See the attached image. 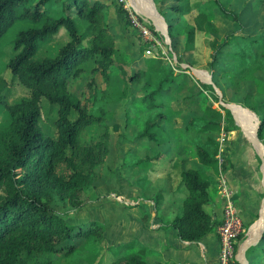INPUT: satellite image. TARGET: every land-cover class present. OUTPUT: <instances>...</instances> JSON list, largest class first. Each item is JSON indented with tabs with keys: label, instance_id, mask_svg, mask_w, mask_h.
I'll list each match as a JSON object with an SVG mask.
<instances>
[{
	"label": "trees",
	"instance_id": "1",
	"mask_svg": "<svg viewBox=\"0 0 264 264\" xmlns=\"http://www.w3.org/2000/svg\"><path fill=\"white\" fill-rule=\"evenodd\" d=\"M164 1L166 6H160L159 1L157 9L167 21L171 46H174L177 40L175 21L201 3L198 0ZM212 1L221 17L241 24L239 13L227 5V0ZM57 2L0 0V41L15 22H22L21 29L11 41L13 54L6 62L0 60V111L10 117L7 124H0V264H57L59 258L77 250L80 240L103 238L102 225L97 221L91 220L85 225L68 223L51 202L58 197L63 202L80 206L83 203L82 192L99 175V167L109 152L111 132L106 120L107 91L97 86L94 76L100 74L104 84L109 85L116 39L104 21L108 4L103 0H62L63 13L53 16ZM167 10L174 15L171 19L166 18ZM119 11L125 15V23L131 24L122 3ZM147 25L155 32L151 22ZM61 29L67 40L53 54L39 53L40 48L55 39ZM217 29L215 22L205 12L199 11L194 22L185 28V47H191L196 30ZM209 45L212 51L207 64L211 68L219 54L231 48L243 61L255 54L249 44L242 49L233 48L235 42L232 34L228 33L219 43L211 41ZM2 55L0 51V57ZM261 55L264 56V52ZM143 62L145 68L129 78L139 80L147 70L159 77L155 88L140 98L147 108L158 110L144 120L138 137L161 142L168 137L163 125L166 114L162 110L169 104L167 85L174 74L187 72L181 67L179 71L174 70L158 50H154L151 56H145ZM258 65L260 68L264 66V58L258 60ZM5 69L28 88L27 96L13 102L7 100L4 94L7 82L1 73ZM84 70L91 75L87 82L90 95L86 103L68 87L70 78L77 77ZM193 80L200 86V92L212 89L210 84ZM206 97L203 100L205 109L210 112L212 103ZM216 99L213 94V100ZM43 103L46 111L52 114L54 133L47 132L41 124ZM255 111L260 116L257 134L262 138L264 100L257 103ZM194 119L204 118L198 116ZM215 126H219V122L207 120L199 129L208 131ZM225 129L229 128L225 126ZM87 130L92 131L85 136ZM195 153L202 165L210 167L214 173L218 171V141L214 137L208 136L196 144ZM181 176L187 194L181 213L170 224L176 228L180 239L195 241L217 224L203 208L210 199L208 186L214 175L197 166L182 170ZM262 236L264 239V234ZM135 243L131 241L115 247L114 259L109 264H163L149 263L146 256L150 250ZM259 256L261 254L253 256L248 264H264Z\"/></svg>",
	"mask_w": 264,
	"mask_h": 264
},
{
	"label": "rangeland",
	"instance_id": "2",
	"mask_svg": "<svg viewBox=\"0 0 264 264\" xmlns=\"http://www.w3.org/2000/svg\"><path fill=\"white\" fill-rule=\"evenodd\" d=\"M103 1L110 6V9L108 8V12L104 17V21L117 36L115 59L110 67L109 85L104 84L100 74L97 73L94 76V81L97 86L107 91V94H105L106 120L111 132L109 152L104 163L99 167V175L93 181L94 184L92 183L82 192L83 203L80 206H73L63 202L58 197L53 198L51 204L68 223L85 225L88 221L94 219L106 225L110 224L117 229L121 227L122 230H126L129 226L132 231H135L138 227L136 219H139L138 216L143 213L144 207L142 204L129 206L124 203V200L136 199L137 194L141 193V190L144 193L148 187L156 188L158 193L163 195V197H171L174 186L167 185L163 187V184L158 183V181L150 183L146 177L149 172L152 171L151 174H154L163 167L162 164L167 162L165 161L166 154H164L158 159L159 163H154L153 160V162L145 166L144 164L148 161L145 157L156 154L164 145L160 144L156 146L154 145L156 143L146 138H138V133L142 129L144 120L158 110L147 108L145 103L140 102V98L143 94L155 88L157 78L159 77H155L154 73L152 75L149 74L147 70L145 73H142L139 80H130V75L145 68V65L139 64V62L145 56L153 55L154 50L150 54L145 52L147 43L132 24L125 23V15L124 13L120 14L119 6L122 3V7L128 13L138 16L145 24H148V22L153 24L156 32L154 33L161 41V47L155 50H158L163 57L169 59L174 53L179 62L182 60V63L189 65L188 68L191 66L201 70L198 73L202 77H207L203 72L209 75L210 71L207 65L212 51L209 42L219 43L224 34L228 33L232 34L233 43L235 42V47L233 48L242 49L245 44L252 45L253 48H256L254 57L250 63L242 64L241 68L243 69L240 74H233L229 78L223 76L218 77L220 79L218 88H213L210 84L212 86L210 92H206V90H201L200 92V86L195 84L193 80L196 78V74L194 75L190 68L186 74H174L175 80L168 92V100L170 102V113L168 111V114L170 119L164 121L166 132L170 138V143H167L168 147L166 148L168 150L177 148L181 156L186 157V164L184 166H196L198 165V160L196 157L193 160L195 146L205 141L208 136H212L218 139L219 142L221 140L222 143L228 144L233 139H240V142L243 143L247 136L250 142L255 144L257 149H262V146L255 136L254 127H256V121L260 120V116L256 114L255 108H257V103L253 100L261 101L264 96L261 94V96L256 95L252 97L253 91H255V84L249 78L248 73L252 67L256 70L253 75L261 83H264V66L260 68L258 65V60L264 58L261 55L264 52V0H227V5L239 12L240 25L221 17L212 0H198L200 3H204L190 13L178 17L177 22L175 21L177 40L174 47L171 48L172 50L169 49V43L166 41L167 39L164 34L146 14L147 5L152 10L159 6V1L160 6H166V1ZM201 10L208 14L218 29L216 31H197L193 48H184L183 36H185L186 24L192 22L193 17ZM62 13V0H58L52 15L59 16ZM173 16L170 11H166V18L171 19ZM157 22L162 27L159 20ZM21 23L20 21L15 22L8 29L3 40L0 41V51L3 52L0 60L3 62H6L9 56L13 54L11 41L16 32L21 29ZM66 40V34L61 29L55 39L40 48L39 53L53 54L56 48ZM228 55L237 57L231 48L227 53L219 55L218 59H216L215 66H229L228 64L230 63L227 60L229 58ZM220 71H223V69H217V75L219 74L221 76ZM1 73L7 82L4 94L8 101L13 102L29 94L28 88L22 85L17 78H14L8 69L1 71ZM90 77V73L84 70L77 77L70 78L68 82V87L71 92L79 96L83 103L88 101L87 98L90 95V89L87 86ZM212 80L213 78L211 77ZM213 94L217 96L216 100H213ZM249 94H251V97ZM206 96L209 97V103H212L210 112L204 110L203 100H206ZM157 98L159 99L158 96ZM220 101L230 105L232 104L231 108L233 112L230 108L222 109ZM198 116H202L204 119H194V117ZM51 118L52 114L46 111V105L43 103L41 124L47 132L54 133L55 129ZM9 120L8 113L0 111V124H7ZM207 120L217 121L219 122V126H215L208 131H200V125ZM225 126L229 128L227 131ZM91 131H85V136H88ZM153 164L155 165L152 167ZM148 165L149 168H147ZM182 165L179 163L180 169L183 168ZM204 168L208 172L213 173L210 167L204 166ZM131 185L133 187L136 186V191L134 192L137 194L133 195L128 192L129 190H133L130 188ZM115 193L122 195L125 199L123 198L124 200L119 201L114 196ZM145 198L143 194L142 199ZM263 234L260 232L255 241L254 246L257 249L253 256L261 254L259 257L264 262V253L262 252L264 249ZM93 238L90 240H80L77 250L68 256L59 258L57 264H109L114 259V255L110 249L111 247L109 249L105 248V241L102 237ZM254 246H252V249ZM146 260L149 263L152 262L149 258H146Z\"/></svg>",
	"mask_w": 264,
	"mask_h": 264
},
{
	"label": "crops",
	"instance_id": "3",
	"mask_svg": "<svg viewBox=\"0 0 264 264\" xmlns=\"http://www.w3.org/2000/svg\"><path fill=\"white\" fill-rule=\"evenodd\" d=\"M203 3H201L200 6ZM199 7H195L192 10L197 9ZM108 8L110 9V6H108ZM155 11L159 14V16L161 15L157 8L155 9ZM120 14L123 13L120 12ZM161 16L163 17V15ZM194 17H193V21L189 22L186 25L192 24L194 22ZM239 19H240V14H239ZM165 20L166 19L163 17V21L167 24V21ZM197 31L204 32L205 30H196L195 36ZM167 32H168V24H167ZM115 39L117 41L116 35H115ZM183 39H184L183 47L185 48L186 35L183 36ZM168 40H169L168 46L169 49H171L174 46H171L170 36ZM194 43H195V38L190 48H193ZM251 48L252 50L256 51L255 50L256 48L255 47L253 48L252 45ZM228 51L230 50L228 49L226 51L221 52L220 54L227 53ZM228 56L229 58H227V60L230 63L228 64L229 66L214 65L215 68L216 67L217 68L215 69L214 66L212 68L209 67L210 68L209 75L203 72L207 77H202L203 79L201 80L198 76H195L196 78L194 79H198L204 83L211 84L213 88H218L217 86H219L220 84V79L218 77L223 76L229 78L234 74L233 73L234 71H236V74H240L241 72L239 71L243 69L241 68L242 64L243 65L247 63L249 64L252 59L251 57L243 61L238 57L231 55ZM171 58L168 59L166 57L165 59L168 60V61L166 60L167 63L170 64L171 67L176 71L181 70L179 68L181 67L183 71H186L188 73L189 68L190 70L194 68L191 66L188 68L189 65L182 63L181 62L182 60L179 62L174 53ZM139 64L145 65L143 60H141ZM173 66L176 68H174ZM227 68L229 69L228 71L225 70ZM217 69H223V71H220L221 76L219 74L217 75ZM255 71L256 70L251 67L248 73V75L250 76L249 78L252 79L254 81L253 83L255 84V91H253L252 97H255L256 95L261 96V94L264 96V83H261L253 75ZM208 77L210 79V82L208 81ZM211 77L213 78L212 81H211ZM174 80L175 77H173V80L167 85L169 89L173 84ZM261 86L263 87L262 89ZM249 95L251 97V94ZM263 100L264 98L261 101ZM253 101L255 103L261 102L255 100ZM221 102L220 105L222 106V109L228 108L225 105H223ZM252 103H250V105H252ZM169 107L170 106L168 104L167 106L162 108V110L166 114L167 120L170 119V116L168 114V111L170 113ZM204 110L206 111L205 105H204ZM259 122L260 120L256 121L255 136L257 141L262 146L261 150L257 149L255 147V144H252L246 135H245L246 139H244L245 141L243 143L240 142V139H233V141L230 142V144L222 143L221 140L219 142V140L215 138L218 141V153L216 154L218 171L216 173L214 172L212 173L214 175V180L208 186L210 199L203 206L204 209L212 216V218L215 221H217V224L213 227L211 231L205 233L195 241H186L180 239L177 234L176 228L170 223L175 216L181 213L182 202L187 194V189L182 182L181 171L186 169L187 167H197V166L203 168L206 171L207 169H205L204 165H202L199 161H198V165L196 166H191V165L184 166V164H186V157L181 156V153H179L177 148H171L170 150L166 148L168 147L167 145L170 143L169 136L166 139L162 140L161 142H156L146 137H143L148 139L149 141H152L153 143H156L154 144L156 146H159L160 144L164 145L156 153L159 154L157 157L149 158L156 154L146 156L145 159H147L148 161L144 165L146 166L148 163L153 162V160L154 163L155 162L159 163L158 159L164 154H166L165 161H167L165 162V164H162L163 167L161 169L157 170V172H155L154 174L153 173L151 174L152 171L149 172V174L146 177L149 179L150 183L158 181V183L163 184V187L167 185H173L174 186L172 190L173 193L171 197H163V195L158 193V190L156 188L148 187L147 189H145L144 193L141 190V193L137 194L136 192H134L136 191L135 190L136 186L133 187V185H131L130 187L133 190L131 191L129 190L128 192L132 193L133 195L137 194L136 199L126 200L122 195L115 193L114 196L119 201L125 199L124 203L128 204L129 206L142 204L144 208H143V213L139 214L138 216L139 219H136V222L138 223V227L136 228L135 231H132L131 228L128 226L127 228L129 229L127 228L126 230L124 229L125 230L124 232V230H122L121 227L117 229L112 227L110 224L106 225L105 223H101V221H98V223L102 225L105 248L109 249L111 247L110 249L113 253V249L115 247H118L119 245L131 241H135L136 242L135 244L137 246L139 247L143 246L150 250L146 258L151 259L152 262L156 261V262H161L163 264H217L218 247H219L217 225L219 224L222 217V210L224 203V194L221 190L220 183L221 181H224L226 186L228 187L234 208L237 211L238 215L240 216L244 228L243 230L244 233L242 234L241 237L237 238L236 240L235 255L233 260H231L229 264H248L249 261L252 259L253 254L256 253L257 248L254 245H255V241L259 236V233L260 232L264 233V146H263L264 130L262 132L263 134L262 138H259L257 134ZM195 157L197 158L196 153L195 156L193 157V160ZM219 158L221 159V162H219ZM179 163H181V165L183 164L182 165L183 168L180 169ZM154 165L155 164H153L152 167ZM147 168H149V165L147 166ZM143 194L146 197L145 199H142ZM252 246H254L253 249Z\"/></svg>",
	"mask_w": 264,
	"mask_h": 264
},
{
	"label": "built area",
	"instance_id": "4",
	"mask_svg": "<svg viewBox=\"0 0 264 264\" xmlns=\"http://www.w3.org/2000/svg\"><path fill=\"white\" fill-rule=\"evenodd\" d=\"M128 14L132 26H134L139 31L140 35L147 43L145 52L150 54L152 50H155V48L157 49L158 47H161V41L155 35L152 29L138 16L130 13ZM219 162H221L220 158ZM220 185L224 194V203L222 217L219 224L217 225V233L219 238L217 264H229L235 255V243L237 237L243 232L244 228L242 220L234 208L228 187L224 181H221Z\"/></svg>",
	"mask_w": 264,
	"mask_h": 264
},
{
	"label": "water",
	"instance_id": "5",
	"mask_svg": "<svg viewBox=\"0 0 264 264\" xmlns=\"http://www.w3.org/2000/svg\"><path fill=\"white\" fill-rule=\"evenodd\" d=\"M162 21H163V17L160 15ZM153 22V21H152ZM154 23V22H153ZM161 32L164 34L165 38L167 39V42H169V36H168V32H167V24L163 21V27H158ZM156 49V48H155ZM192 71L196 74V76H198L201 80L203 79L202 76L199 75V70L192 68ZM208 81L210 82V79L208 77ZM221 102V101H220ZM223 105H225L226 107L231 109V106L228 105L227 103L221 102Z\"/></svg>",
	"mask_w": 264,
	"mask_h": 264
},
{
	"label": "bare ground",
	"instance_id": "6",
	"mask_svg": "<svg viewBox=\"0 0 264 264\" xmlns=\"http://www.w3.org/2000/svg\"><path fill=\"white\" fill-rule=\"evenodd\" d=\"M144 10V9H143ZM146 10H147V12H146V14L153 20V22L155 23V25L156 26H158V27H160V25H158V20H159V22H160V24H161V26L163 27V21L161 20V18H159V16H158V13L155 11V9H150L149 7H148V5H147V8H146ZM153 17H152V16ZM155 17H156V19H155ZM255 128V127H254ZM253 129V128H252Z\"/></svg>",
	"mask_w": 264,
	"mask_h": 264
}]
</instances>
